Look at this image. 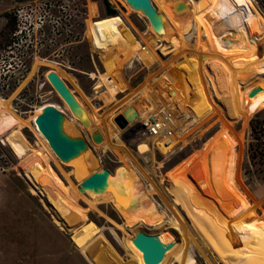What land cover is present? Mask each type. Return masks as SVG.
Returning a JSON list of instances; mask_svg holds the SVG:
<instances>
[{
  "label": "rangeland",
  "instance_id": "374dc122",
  "mask_svg": "<svg viewBox=\"0 0 264 264\" xmlns=\"http://www.w3.org/2000/svg\"><path fill=\"white\" fill-rule=\"evenodd\" d=\"M23 1L0 0V49ZM108 1L123 25L105 20L103 0H70L79 41L66 68L38 63L23 92L37 112L17 114L13 98L12 107L0 98V264H146L133 243L139 231L162 249L159 264H264V162L248 151L251 120L264 114V0H188L185 17L151 0L161 33L126 0ZM218 43L239 44L223 56ZM50 70L93 126L71 114ZM133 103L136 121L171 114L172 151L157 137L134 142L131 125L118 128L113 118ZM47 106L67 116L48 135L35 123ZM122 165L143 185L120 205L104 185L105 169ZM95 170L103 191L81 193Z\"/></svg>",
  "mask_w": 264,
  "mask_h": 264
},
{
  "label": "built area",
  "instance_id": "2783aa9c",
  "mask_svg": "<svg viewBox=\"0 0 264 264\" xmlns=\"http://www.w3.org/2000/svg\"><path fill=\"white\" fill-rule=\"evenodd\" d=\"M11 16L13 27L9 40L0 49V96L10 94L21 85L36 58L66 68L63 58L79 41L70 0H26L12 8ZM26 85L14 97L13 108L19 114L37 107L35 99L23 93ZM25 101L28 108L22 109ZM173 132L171 114L166 113L158 119L135 122L129 135L134 142L143 137H160L167 146ZM0 143L5 144V139L0 137Z\"/></svg>",
  "mask_w": 264,
  "mask_h": 264
},
{
  "label": "water",
  "instance_id": "95a60500",
  "mask_svg": "<svg viewBox=\"0 0 264 264\" xmlns=\"http://www.w3.org/2000/svg\"><path fill=\"white\" fill-rule=\"evenodd\" d=\"M128 4L135 10H142L143 13L146 15V18L151 23L154 28H157V20H158V13L152 4L151 0H126ZM185 4L184 2H177L176 6L174 7L175 12L184 9ZM47 79L52 85L53 89L59 94V96L64 100V102L68 105L71 113L78 117L82 122L85 120L83 119V109L77 102L75 95L71 92L67 84L63 81V79L54 71L50 70L47 73ZM46 114L47 120L50 122L52 128H56L58 121L57 115L55 110H52V107L47 106L44 108L43 111ZM137 116V111L133 108V106L128 105L126 106L121 113L117 114L113 121L118 126L119 129L125 130L133 122V120ZM35 123L38 125L39 129L42 128L40 124L39 117L36 118ZM85 123V122H84ZM91 139L95 143H99L102 141V135L98 131L91 132ZM53 148H57V143L53 144ZM105 169V168H104ZM107 170V169H105ZM108 171V170H107ZM109 172V171H108ZM114 172L118 174H123L125 172V168L123 166H118ZM111 173V172H109ZM102 174L99 170H95L92 172L87 178L83 180L85 188L79 186V191L81 193L88 194V191L91 195L99 194L103 191L102 187ZM89 195V194H88ZM121 196L114 195V199L118 202H121ZM57 219L65 224V222L61 219L59 215H56ZM134 245L142 252V258L144 263L146 264H159L163 257L164 253L162 249L155 244L151 237L145 234L142 231H139L135 239H133Z\"/></svg>",
  "mask_w": 264,
  "mask_h": 264
},
{
  "label": "bare ground",
  "instance_id": "6f19581e",
  "mask_svg": "<svg viewBox=\"0 0 264 264\" xmlns=\"http://www.w3.org/2000/svg\"><path fill=\"white\" fill-rule=\"evenodd\" d=\"M121 1V0H120ZM184 2L185 4V7L184 9H182L183 13L182 14H179L178 16L175 15L171 9L175 12L174 10V7L176 6L177 2ZM110 2L112 3H116L117 0H110ZM165 4L168 5L171 13L173 14L174 17H185V15L187 14H190V11H189V8H188V5H187V2L188 0H164ZM125 4V3H124ZM128 4V3H127ZM117 5V4H116ZM130 6V4H128ZM95 5L93 3H89L88 5V14L90 13H93L94 12V9H95ZM155 7V6H154ZM134 9V8H133ZM156 9V8H155ZM157 11V10H156ZM158 13V12H157ZM106 17V21L108 22H115V23H120V24H123L124 20H123V17L121 15V13H117L115 15H107L105 16ZM91 20V18H90ZM154 28V27H153ZM158 33H161V30H162V24H161V18H160V15L158 14V20H157V28H154ZM40 62V60L38 58L35 59L34 63L32 64V67H31V70L29 71L27 77L25 78V80L21 83V85L16 88V90L14 92L11 93V95L7 98H4V97H1L0 98L5 101L7 104H9L11 106V100L14 99V97L16 96V94L32 79L33 75H34V72L37 70V65L38 63ZM241 65H243L241 63ZM57 73V72H56ZM58 74V73H57ZM59 75V74H58ZM43 76H44V79L47 81V79L45 78V71L43 73ZM47 77V76H46ZM18 89V90H17ZM72 92V91H71ZM73 93V92H72ZM257 91H253L252 92V95L253 94H256ZM170 96V95H169ZM13 98V99H12ZM77 102L79 103V105L81 106V108L83 109L84 113H83V119L85 120L84 124H90L93 126V123L89 117V114L86 110V108L81 105V103L79 102V100L77 99V97L75 96ZM64 101V100H63ZM131 106H133V108L137 111V116L139 114V112H141V107H140V104L137 103H133V104H130ZM40 106V105H39ZM39 106L36 107V109L33 111V112H37V109L39 108ZM68 106V105H67ZM12 107V106H11ZM125 108V107H124ZM123 108V109H124ZM13 111L17 114H19L18 112H16L14 110V108L12 107ZM122 109V110H123ZM52 110H55L56 112V115H57V121L61 120V118H67V116H65V114H63L61 111L59 110H56L55 108L52 107ZM70 110V109H69ZM121 110V112H122ZM31 112V111H29ZM71 112V111H70ZM27 113V112H26ZM72 114V113H71ZM21 115V114H20ZM73 115V114H72ZM74 116V115H73ZM136 116V118H137ZM39 119H40V124L39 125H42L43 127L41 128L43 130V132H45L46 135H48V133L46 131H49V130H52V127L50 125V122L47 120L46 118V114L43 112L41 115L38 116ZM37 117V118H38ZM162 117V116H160ZM159 117V118H160ZM136 118L133 120V122L131 123L132 125L135 124V122H138L139 120L136 121ZM147 117L145 118H141L140 120L142 119H146ZM148 119H155V118H152V117H148ZM158 119V118H157ZM135 121V122H134ZM131 125V126H132ZM91 126V127H92ZM91 132H94V131H98V130H93L92 128L90 129ZM99 132V131H98ZM101 134V132H99ZM102 135V134H101ZM153 137H156V136H153ZM103 138V136H102ZM159 138L162 143H163V146L167 149V152H170L172 151V147L171 145L173 144V140H171V142L166 146L164 145V140L160 137H157ZM103 140V139H102ZM102 142V141H101ZM140 142V141H139ZM65 155L67 156V151L65 150ZM65 156V157H66ZM123 166V165H122ZM125 168V172L123 174H118L117 172H115V174L113 173H109V181L106 183V185H104L106 187V190L109 192L110 196L112 197V199L117 202L118 204H123V201L124 203H126V199L128 200V198L132 195H134L135 193H141V187H140V184L143 185L141 179L139 177H136L138 178V181H139V187H137V183L134 181V179L132 178L131 174L128 172V170L126 169L125 166H123ZM138 191V192H137ZM118 195V196H121V202H118L114 199V195Z\"/></svg>",
  "mask_w": 264,
  "mask_h": 264
},
{
  "label": "trees",
  "instance_id": "16d2710c",
  "mask_svg": "<svg viewBox=\"0 0 264 264\" xmlns=\"http://www.w3.org/2000/svg\"><path fill=\"white\" fill-rule=\"evenodd\" d=\"M107 15H115L117 12L110 6L108 0H103ZM251 134L256 140L255 143L249 144V157L252 160L258 159L264 162V114H255L250 123Z\"/></svg>",
  "mask_w": 264,
  "mask_h": 264
},
{
  "label": "crops",
  "instance_id": "0c3cea01",
  "mask_svg": "<svg viewBox=\"0 0 264 264\" xmlns=\"http://www.w3.org/2000/svg\"><path fill=\"white\" fill-rule=\"evenodd\" d=\"M97 9H98V7H97ZM107 15V14H106ZM102 17H104V16H102ZM95 18H101V17H99V11H98V14H97V16L95 17ZM94 18V19H95ZM124 23V22H123ZM121 25H123V24H121ZM244 36H247V35H245V34H243ZM242 35V36H243ZM233 37H235V36H233ZM232 38V37H231ZM239 44V43H238ZM237 44V45H238ZM237 45H234V46H232V47H230V48H228V49H226V50H224V49H222V47L220 46V44L218 43L217 44V48H218V54L217 55H223V56H227L233 49H235L236 47H237ZM126 89V87H124L123 89H122V91L121 92H123L124 90ZM131 89H138V88H136V87H132ZM168 96V95H167ZM134 97H135V99L136 100H139V101H141V100H145V98H144V96H143V94H142V92H139V93H137L136 95H134ZM169 97V96H168ZM90 114V113H89ZM90 115H92V114H90ZM93 116V115H92ZM85 139V138H84ZM85 141H86V144L88 145V147L89 148H91L90 147V142L88 141V140H86L85 139ZM92 149V148H91ZM109 172H111L112 173V171H110V169H107ZM88 195V194H87Z\"/></svg>",
  "mask_w": 264,
  "mask_h": 264
},
{
  "label": "clouds",
  "instance_id": "9594fccd",
  "mask_svg": "<svg viewBox=\"0 0 264 264\" xmlns=\"http://www.w3.org/2000/svg\"><path fill=\"white\" fill-rule=\"evenodd\" d=\"M237 23H240V16L236 18Z\"/></svg>",
  "mask_w": 264,
  "mask_h": 264
},
{
  "label": "snow or ice",
  "instance_id": "6c2138e0",
  "mask_svg": "<svg viewBox=\"0 0 264 264\" xmlns=\"http://www.w3.org/2000/svg\"><path fill=\"white\" fill-rule=\"evenodd\" d=\"M237 3H243V0H236Z\"/></svg>",
  "mask_w": 264,
  "mask_h": 264
}]
</instances>
